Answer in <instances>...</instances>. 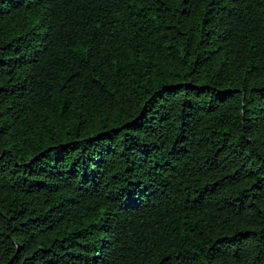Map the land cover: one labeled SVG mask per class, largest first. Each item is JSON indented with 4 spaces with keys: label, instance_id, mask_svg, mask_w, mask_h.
<instances>
[{
    "label": "trees",
    "instance_id": "16d2710c",
    "mask_svg": "<svg viewBox=\"0 0 264 264\" xmlns=\"http://www.w3.org/2000/svg\"><path fill=\"white\" fill-rule=\"evenodd\" d=\"M0 264H264V0H0Z\"/></svg>",
    "mask_w": 264,
    "mask_h": 264
}]
</instances>
